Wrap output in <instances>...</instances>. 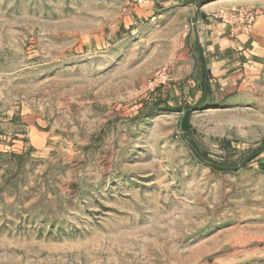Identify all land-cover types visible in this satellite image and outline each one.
Instances as JSON below:
<instances>
[{
  "label": "rangeland",
  "instance_id": "1",
  "mask_svg": "<svg viewBox=\"0 0 264 264\" xmlns=\"http://www.w3.org/2000/svg\"><path fill=\"white\" fill-rule=\"evenodd\" d=\"M133 2L0 0V264H264V79L199 99Z\"/></svg>",
  "mask_w": 264,
  "mask_h": 264
},
{
  "label": "crops",
  "instance_id": "2",
  "mask_svg": "<svg viewBox=\"0 0 264 264\" xmlns=\"http://www.w3.org/2000/svg\"><path fill=\"white\" fill-rule=\"evenodd\" d=\"M133 1L139 20L177 14L186 51L194 59L187 89L195 90L199 99L221 100L264 79V16L238 33L213 17L232 5L264 8V0Z\"/></svg>",
  "mask_w": 264,
  "mask_h": 264
},
{
  "label": "built area",
  "instance_id": "3",
  "mask_svg": "<svg viewBox=\"0 0 264 264\" xmlns=\"http://www.w3.org/2000/svg\"><path fill=\"white\" fill-rule=\"evenodd\" d=\"M262 16L264 8L252 5H232L213 14L214 18L227 25L233 32L244 31Z\"/></svg>",
  "mask_w": 264,
  "mask_h": 264
},
{
  "label": "trees",
  "instance_id": "4",
  "mask_svg": "<svg viewBox=\"0 0 264 264\" xmlns=\"http://www.w3.org/2000/svg\"><path fill=\"white\" fill-rule=\"evenodd\" d=\"M263 151H264V146H261V147H259V149H257V150L252 154V156H253V157H256L257 155H260V153L263 152Z\"/></svg>",
  "mask_w": 264,
  "mask_h": 264
}]
</instances>
